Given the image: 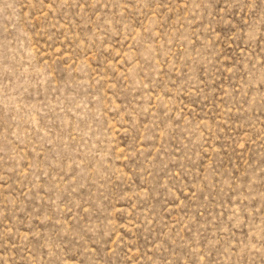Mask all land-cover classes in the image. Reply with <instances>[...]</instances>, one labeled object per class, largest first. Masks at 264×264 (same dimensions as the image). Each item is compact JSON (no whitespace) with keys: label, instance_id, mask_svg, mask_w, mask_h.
I'll return each instance as SVG.
<instances>
[{"label":"rangeland","instance_id":"374dc122","mask_svg":"<svg viewBox=\"0 0 264 264\" xmlns=\"http://www.w3.org/2000/svg\"><path fill=\"white\" fill-rule=\"evenodd\" d=\"M0 264H264V0H0Z\"/></svg>","mask_w":264,"mask_h":264}]
</instances>
